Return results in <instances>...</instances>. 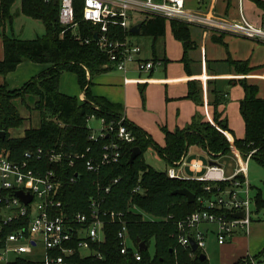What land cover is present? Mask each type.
<instances>
[{
	"label": "trees",
	"instance_id": "trees-1",
	"mask_svg": "<svg viewBox=\"0 0 264 264\" xmlns=\"http://www.w3.org/2000/svg\"><path fill=\"white\" fill-rule=\"evenodd\" d=\"M15 2L16 0H0V28L5 48L4 59L0 60V73L7 74L15 70L25 60L50 63L51 66L27 81L20 89L9 90L7 84L0 85V131H6L5 137L0 138V151H9L13 158L20 159L26 150L37 147H57L70 153L83 152L89 147L87 155H94L111 136L97 142L91 140L89 118H104L109 123L121 120L124 116L122 105L103 104L90 91L91 80L87 78V70L93 76L110 68L103 67L110 61L108 53L93 40L100 29V23L83 18L84 0H75L76 22L69 26L62 25L59 21V0H21L20 11L40 19L45 26V33L36 38H20L4 32L6 25H12L15 17L12 11ZM229 2L231 3L230 0ZM261 4L264 5V2L261 1ZM141 25V32L144 34L158 36L165 32V20L159 16L148 15ZM173 26L182 33L186 32L185 27L178 22L173 21ZM133 33L130 27L110 25L108 35L110 39L125 40ZM87 38L90 42H86ZM216 39L224 44L223 38ZM227 62L236 72L247 73L254 69L249 60H235L229 56ZM65 71L77 74L78 82L85 91L84 100L60 91V79ZM237 81L245 89L240 111L246 125V136L235 138V144L245 156L256 149L252 158L256 157L264 166V98L258 96L257 84H251L246 79ZM25 94L35 97V108L40 112L41 123L38 127L27 128L23 136L11 137L10 129L21 126L25 120L12 98ZM194 98L197 102L202 100L199 90L194 93ZM226 101L227 92L224 89L216 87L212 90L210 105L217 109ZM97 104L99 108L96 107ZM213 118L216 125L203 121L202 116H199L185 128L175 131L165 129L166 144L160 146L144 129L125 117L123 123L133 131L136 139L133 142L120 141L122 156L118 162L103 165L99 171L88 170L83 161L78 159L73 164L68 160L52 163L47 159L40 163L42 169L53 168L59 172L58 198L63 200L67 212H88L91 197L99 195L104 198V210L125 213L131 241L138 249V238L144 240L148 247L155 241L154 259L150 258L147 247L139 249L143 258L137 260L133 251L121 252L118 236L120 223L109 221L105 226V242L96 246L103 257L84 256L78 249L74 255L66 256L68 264H209L208 258L200 259L202 251L194 250V255H191L192 249L179 243L177 230L178 221L200 208V198L210 197L216 191V185L205 180L170 177L166 170H157L148 163L144 153L150 146H154L165 158L167 166L180 160L193 144L209 153L228 154L231 151L230 141L219 129L231 130L227 117L223 116L222 111L215 110ZM135 146H139L142 152L129 163ZM114 178H119V181L112 183ZM109 184V191H100V187L104 188ZM206 184H212V192L205 189ZM217 184L230 185L231 181ZM138 186L140 190H135ZM183 187L196 194L193 203H189L185 195L173 193L175 189ZM253 201L254 218L255 212L264 209L261 189L254 193ZM143 213L151 217L145 218ZM15 264H33V260L30 257H19ZM234 264L254 262L248 258H240Z\"/></svg>",
	"mask_w": 264,
	"mask_h": 264
},
{
	"label": "built area",
	"instance_id": "built-area-1",
	"mask_svg": "<svg viewBox=\"0 0 264 264\" xmlns=\"http://www.w3.org/2000/svg\"><path fill=\"white\" fill-rule=\"evenodd\" d=\"M208 1L198 0V7L189 9L186 0H84L82 15L86 20L100 23L97 37L94 36L93 40L109 55L110 61L103 67L113 66L122 70H126L132 62L137 64L139 71H150L155 64L154 60L141 56L142 47L138 43L129 38L110 39L108 35L110 25L129 28L134 14L140 12L181 19L214 32H228L264 43V5L250 0L254 7L249 9L244 0H238L226 11L220 12L215 8L214 0L209 5ZM59 2L60 23L65 26L74 24L75 0ZM86 42H90V39L87 38ZM125 117L109 123L101 118L99 132L92 128L91 140L97 142L104 137L111 138L91 156L87 155L89 147L83 152L71 153L57 147H37L26 150L20 159L0 151V262L15 264L19 257L25 255L32 258L33 264H68L66 256L74 255L78 249L84 256L102 258L103 254L96 246L105 242V226L109 221L120 223L118 236L121 252L133 251L137 260L143 258L140 248L131 243L123 211L104 210V198L94 195L90 199L88 212H67L63 200L58 198L59 172L40 167V163L46 159L52 163L68 160L71 164L78 159L88 170L99 171L103 165L118 162L122 156L120 141L133 142L136 139L133 131L123 123ZM232 148L238 158L232 174H227L221 163L205 165L198 157L187 160L182 156L167 169L170 177L205 180L216 185V191L210 197L200 198V208L178 221V241L192 249L191 255H194L193 239L197 243L196 250L206 253L210 232H215L218 242L222 244L232 239L239 228L247 232L251 230L254 201L248 164L256 149L244 157L233 142ZM185 166L194 171L193 176L183 172ZM118 181L119 178H114L112 183ZM222 181H231V184H217ZM110 188L109 184L100 187V191H109ZM205 189L212 192V184H206ZM19 190L30 196V200H24L18 194ZM135 190H140V186ZM239 212H243V215L237 216ZM11 255H17L15 260L11 261Z\"/></svg>",
	"mask_w": 264,
	"mask_h": 264
},
{
	"label": "crops",
	"instance_id": "crops-1",
	"mask_svg": "<svg viewBox=\"0 0 264 264\" xmlns=\"http://www.w3.org/2000/svg\"><path fill=\"white\" fill-rule=\"evenodd\" d=\"M186 1L189 9H196L199 5L198 0ZM210 3L211 0L208 1V5ZM229 3V0H214L215 8L220 12L226 11L228 6L233 5L232 2L230 5ZM20 8L18 9L19 16L24 14L20 11ZM136 14L144 15V18L138 19ZM136 14H134V19L137 18L139 21L133 22V19L131 27L141 25L142 21L149 15L141 12ZM162 18L165 20V32L158 36L152 35L154 38L150 46L152 48H144V50L142 48L141 51V56L154 60V67L150 71H139L137 64L132 62L128 64L126 70L110 66V68H106V70L96 73L93 76L88 74V78L91 80V94L97 97L103 104L118 103L122 105L124 115L130 121L144 129L160 146L166 144L165 129L175 131L176 129L185 128L191 125L199 116H202L203 121H209L216 125L213 119V112L215 110L222 111L223 115L227 117L231 130L219 129L226 133L227 138L233 144V138H244L246 136V125L240 111V103L245 97L244 86L241 84L243 89L240 90L238 87H235L236 108L239 115L232 117L230 113L231 102H228V92L221 86L220 82L228 79L230 81H237L239 79H246L247 81L251 79H264V71L256 72V69L264 67V63L258 65L253 64L250 58L237 56V54H234L229 49V40L233 36L239 39L253 38L238 36L228 32H214L208 28H203L201 25L188 23L181 19ZM173 21L185 27L186 32L182 33L180 30L174 29ZM13 23L14 19L12 21ZM10 25V23L6 25L4 32L8 33V26ZM141 31L142 27H140L139 32H134L128 38L141 45L131 38L134 34L142 33ZM218 37L223 38L224 44L216 39ZM162 38L163 42L159 46V41ZM4 56V39L0 28V60H3ZM229 56L235 60H249L250 65L254 69L247 73L236 72L227 62ZM50 66V63L45 62H35L32 60L22 61L15 70L7 74L0 73V85L7 84L9 90L20 89L27 81L48 70ZM70 72L72 71L62 73L60 91L77 96L79 99L85 97V91L81 88L80 84L78 92L75 93L70 90L71 87L74 88L73 86L78 81L77 74L73 72L75 74L74 77ZM87 73H89L88 70ZM65 78L73 80V85L71 87L69 85L67 90L62 87V84L65 83ZM248 82L257 84L259 86L258 96L264 98V96L260 95V85L251 81ZM216 87L224 89L227 92L226 103L218 106L217 109L209 103L212 98V90ZM198 90L202 98L200 102H197L194 98V93ZM236 149L238 148L236 147ZM202 151L209 155V161H206L200 156ZM233 152V162L236 161V166L238 164V158L234 149ZM183 156L187 160L198 157L205 165L211 163V161L219 162L225 169L227 167L228 171L226 169V172H229L228 174H232L235 170V166L233 167L232 165L233 162L230 165L225 164V162L228 163V160L224 157L225 155H223L224 160L218 161L216 158H212L207 150L195 144L190 145ZM168 168L169 166H167L166 171ZM204 170L199 172V175ZM190 171L194 173L188 166L184 167L183 172L189 175L188 172ZM236 236L221 245L233 241ZM246 256L243 255L241 258Z\"/></svg>",
	"mask_w": 264,
	"mask_h": 264
},
{
	"label": "rangeland",
	"instance_id": "rangeland-1",
	"mask_svg": "<svg viewBox=\"0 0 264 264\" xmlns=\"http://www.w3.org/2000/svg\"><path fill=\"white\" fill-rule=\"evenodd\" d=\"M236 1L238 0H231L233 4ZM254 1H256L261 6L262 5L261 1L263 2L264 0H254ZM244 2L249 9L254 7L253 2H250V0H244ZM20 6H21V0H16L12 9L16 17L14 18V23L12 24V26L11 25L8 26V31H7L8 34L15 35L25 39L36 38L39 35H43L45 33V27L43 25V22L40 19L29 17L24 14H21L19 16L18 9L20 8ZM136 17H138V19H142L144 18V15L136 14ZM137 21H139L137 20V18L133 20V22H137ZM131 38L139 42L141 46H143L142 47L143 50L144 48L145 49L152 48L150 46L153 43L154 38L150 34H144V33L134 34L131 36ZM162 42H163V38L159 41V46ZM229 47H230L229 49H231V51L234 52V54H237V56H246L250 58L253 64L258 65L264 63L263 42L253 39H246V38L239 39L233 36L229 40ZM263 71H264V67L256 69V72H263ZM70 73L75 77V74L73 72ZM88 74H90V72L87 73V78H88ZM248 81L258 83L261 88L260 95L264 96V79H251ZM220 83L221 86L224 89H226V91L228 92V102H231L230 105L231 116L232 117H235L236 115L238 116L239 114L236 108L235 87H238L239 90L243 89L241 83L238 81H230L229 79L221 81ZM69 85L70 87L73 85V80L72 79L69 80V78H65V83L62 84V87L67 90ZM75 86H73L74 88L71 87V89L70 88L69 89L72 92L76 93L80 89L78 81H76ZM12 99L15 105L18 107L20 114L25 118V120L21 126L16 128H11L10 135L11 137H20L24 135L25 130L27 128L38 127L40 125L41 123L40 112L37 108H35V97H33L32 95L25 94L24 96H15ZM80 99L84 100L85 97ZM96 107L99 108L98 104L96 105ZM88 125L94 130H97V132H99V129L102 125V121L100 118L92 116L88 120ZM223 133L226 135L225 132ZM233 141H234V145L238 148V146L235 144L234 138ZM231 144L232 141L230 140V146ZM5 153L9 154L10 152L7 151ZM194 154L196 155V153ZM144 155L147 162L150 163L155 169L166 170L167 164L165 158L162 156L160 152H158V150L155 147H150L148 150H146ZM210 155L212 156V158L214 159L216 158L218 161H222L226 158L228 160V163L225 162V164L230 165L233 162L234 152L231 146V151L228 154H222L220 152L218 153L212 152L210 153ZM223 155H225L224 156L225 158L223 157ZM200 156H202L206 161H209V155L206 152L202 151L200 153ZM243 156L247 157L245 155ZM235 164L236 161L232 163L233 167L235 166ZM236 167L237 165L235 166V169ZM188 173L191 176L194 175V173L191 171ZM248 178L252 186L251 194L254 195L257 189H261L264 195V166L257 160L256 157H253L249 160ZM143 214L145 218L151 217L146 213ZM235 235L237 236L233 241L221 245L218 242V238L215 232H210L208 234L206 255L208 256L209 264H234L235 261L241 258V256L243 257V255L245 256L247 255L246 257H244L246 259L248 258L254 260L253 261L254 264H264V209L261 210L260 212L257 213L255 212L251 231L245 232V230L239 228L237 234L235 233ZM131 243L134 244L132 241ZM148 249L150 253V258L154 259L155 241L151 242ZM83 253H85V251ZM24 256L25 255H23L22 257ZM27 256H32V255L27 254ZM16 257L17 255H11V261L15 260ZM0 264H6V263L1 261Z\"/></svg>",
	"mask_w": 264,
	"mask_h": 264
},
{
	"label": "water",
	"instance_id": "water-1",
	"mask_svg": "<svg viewBox=\"0 0 264 264\" xmlns=\"http://www.w3.org/2000/svg\"><path fill=\"white\" fill-rule=\"evenodd\" d=\"M140 27L141 25H134L133 27H131V31L133 32H139L140 31ZM95 37H97V33H95ZM6 135V131L3 130V131H0V138H4ZM142 152V149L139 147V146H135L133 147L132 149V152H131V155H130V158H129V163H132L134 161V159ZM216 161H211V163H215ZM174 194H181V195H185L187 197V201L189 203H193L196 199V194L194 192H192L190 189L186 188V187H183V188H178V189H175L173 191ZM18 194L26 201H29L30 200V196H28L26 193H24L23 190H19L18 191ZM237 216H242L243 215V212H239L236 214ZM138 242H139V247L141 249H146L148 247L147 243L144 241V240H141L140 238L137 239ZM192 248L194 250L197 249V243L195 242V240L193 239L192 240ZM207 258V255L206 253H201L200 254V259L201 260H204Z\"/></svg>",
	"mask_w": 264,
	"mask_h": 264
}]
</instances>
